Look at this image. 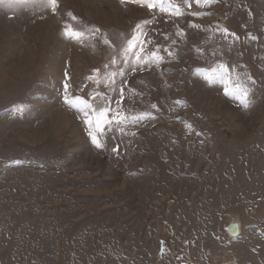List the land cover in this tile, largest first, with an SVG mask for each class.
<instances>
[{"label":"rangeland","instance_id":"1","mask_svg":"<svg viewBox=\"0 0 264 264\" xmlns=\"http://www.w3.org/2000/svg\"><path fill=\"white\" fill-rule=\"evenodd\" d=\"M189 2L171 0L181 15L127 0H58L56 15L0 4V264H256L264 0ZM66 23L84 38H65ZM133 34L144 59L126 63ZM220 64L247 108L206 84ZM65 83L106 111L101 147Z\"/></svg>","mask_w":264,"mask_h":264},{"label":"snow or ice","instance_id":"2","mask_svg":"<svg viewBox=\"0 0 264 264\" xmlns=\"http://www.w3.org/2000/svg\"><path fill=\"white\" fill-rule=\"evenodd\" d=\"M126 0H121V3H125ZM127 2L130 3H137L141 6H147L149 10H152L153 8H157L160 12H168L170 14L175 15H181V11L179 7H175L173 10V4L171 3V0H127ZM185 3L191 7V3L189 0H184ZM214 2V0H195V3L197 5L203 3L205 5H208L210 3ZM5 3V0H0V4ZM41 4L44 8L50 9L53 15L57 14L59 3L58 0H8V6L13 7L17 4ZM75 16H71L72 21H76ZM145 24L148 22L145 21ZM137 31L140 32V35H143V32L141 31V25L136 26ZM91 33L99 32L100 30L98 28L92 27L89 29ZM225 35H229L227 29L224 30ZM85 32L82 30V27L79 26H73L70 23H66L63 29V36L67 38L68 40H75L77 42L81 41L84 38ZM231 35H235L234 33ZM105 44H109V41L107 38L104 39ZM142 41L140 40V37L136 34H133L131 38H129L126 42V46L123 49V55L126 57L125 62L132 59L137 60H143L144 56H140L136 49L142 47ZM145 55H152L154 56L155 53H145ZM114 62V61H113ZM228 68L224 64H220L218 66V70H214L212 73H207L204 75V80L206 84L209 86L213 85L217 80L220 81V83L223 85V91L225 96H229L231 98L236 99L241 107L247 108L249 106V90L247 87L240 85L239 82H236L233 84V82L230 79V76L228 75ZM67 75V74H65ZM69 85L67 83L63 86V96L62 100L65 106H67L69 109L75 110L78 113H81L83 115V121L85 124L89 125V135L92 138V143L96 145V147H101V144L98 140L97 135L94 133L97 130L101 129V124L105 119L106 111H100L98 114L96 113V110L92 108L91 104H87L86 102H83L80 100L79 97H73L69 94L68 91ZM17 113H22L24 111L23 106H15L13 109ZM95 115V124L93 125L92 116ZM117 124L123 123L122 120H117ZM113 151H118V147L114 148ZM235 228V226H233Z\"/></svg>","mask_w":264,"mask_h":264},{"label":"crops","instance_id":"3","mask_svg":"<svg viewBox=\"0 0 264 264\" xmlns=\"http://www.w3.org/2000/svg\"><path fill=\"white\" fill-rule=\"evenodd\" d=\"M255 248H256V252H255L256 264L264 263V242L262 241V239L261 240L259 238L257 239V241L255 242Z\"/></svg>","mask_w":264,"mask_h":264},{"label":"water","instance_id":"4","mask_svg":"<svg viewBox=\"0 0 264 264\" xmlns=\"http://www.w3.org/2000/svg\"><path fill=\"white\" fill-rule=\"evenodd\" d=\"M233 226H235V228ZM225 230L226 233L232 238H237L240 233L238 223H230L229 225L226 226Z\"/></svg>","mask_w":264,"mask_h":264}]
</instances>
